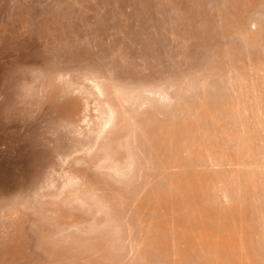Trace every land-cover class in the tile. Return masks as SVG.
Segmentation results:
<instances>
[{
    "label": "bare ground",
    "instance_id": "obj_1",
    "mask_svg": "<svg viewBox=\"0 0 264 264\" xmlns=\"http://www.w3.org/2000/svg\"><path fill=\"white\" fill-rule=\"evenodd\" d=\"M6 1L8 2V0H6ZM10 1H12V0H10ZM58 1L55 0L54 3L58 2ZM67 1L68 0H66V2ZM73 1H75V0H73ZM76 1L79 3V0H76ZM82 1H80V2H82ZM104 1H103V3L105 4ZM111 1H113V0H111ZM119 1H121V0H119ZM123 1L121 4H125ZM127 1H125V2L127 3ZM129 1H128V5H129ZM135 1H133V2L135 3ZM147 1L148 0H146L145 2H147ZM158 1L160 2V3H158V6H160V4H163L164 2H166L164 0H163L164 2H162L161 0H158ZM158 1H153V2L157 3ZM192 1L193 0H190L188 2L191 3ZM204 1H203V3H204ZM206 1L208 3L209 2L211 3V1L214 2V0H211V1L206 0ZM7 2H5V3H7ZM40 2H42V0ZM85 2H88V0L87 1L84 0V2H82L84 4H82V5L88 4ZM90 2H91V0L89 1V4H90ZM92 2H95V1L92 0ZM137 2H139V1L137 0L136 4H137ZM140 2L138 3L139 5H140ZM150 2H152V0ZM153 2H152V5H154ZM167 2L172 3V1H170V0H167ZM175 2H176V0H175ZM216 2H217V4L219 3V6L216 4L217 8L212 7V8H216V9L214 11L211 10L213 12V13H210L211 16H209L211 19L208 18L210 21H212V22L208 21V22H210V26H207L206 24H208V23L205 24V22H202V20H201V24L206 25L205 29H204V26H203V28H201L202 25L200 24L199 20L202 19L206 15L200 14L199 16H197L200 19L198 20L196 18L198 20V24L195 27H198L199 29H204V31H206V34H208L206 36V34L203 33L204 31L201 30L200 31L201 33H200L197 29L199 34L204 35V37L203 36L201 37V35L198 34L199 38L200 37L201 38H205V37L216 38V40H214V41L216 42L219 39V41H217V43H219V44H220L221 40L225 38V39H227V40H225L227 43L228 42L230 43L233 40V42H231L232 44L230 43L232 46L230 44L227 45L226 42L224 43V41H222L223 44H225V46L223 44H221V47H222V45L224 47H222V48L220 47L221 49L218 48L217 51H215V49H214L215 52L213 51L212 54H210L211 53L210 51H212L213 49L210 50V48H209V51L207 50L208 51L207 52L208 58H205L207 56H204V55H203L204 56L203 58L200 57V58L206 60V61L204 60V63L202 64L204 66L200 65V70L197 69L196 67H195L196 69H194L193 66H195V65H193V66L191 65L194 70L190 74L194 73L196 75L188 76L189 73H188V69L186 68L187 69V75L184 73L186 75L185 76L183 73H181L183 71V68H182V70H180L179 73H181L184 76V78L182 80H181L182 76L180 74L176 73V71H178L179 67L177 68V70L174 71L176 73V76L174 73V78H173V71L170 70L172 68H169V70L171 72H169V71H167V72H169L170 74L169 73L168 74L172 75V76L169 78L170 82L167 81L168 82L167 84H171V83L172 84L168 85V86L165 83L166 82L165 80H167V78L169 77V76L167 77V74H166L167 78L164 77L165 80H162L163 77L159 76L158 74L157 75L160 78L157 77L158 79H156V77H155L156 74L154 75V73L157 69H153V67L152 68L150 67V70H149V68L148 69L146 68L149 66L148 65L149 61H152L153 59L152 60L149 59V61H147L148 60L147 59L145 61V62H148V64L146 63L147 66L144 63L143 59L140 58L141 60L140 59L136 60V61H138V60L143 61L144 64L142 62L141 63L146 66V67L143 66V68H142L143 70H144V68H145V70L147 69L146 71L154 70V72H152L153 74L151 72H145V70H144L145 73H142L143 78H140L141 76H139L141 71L138 72L139 74L137 73L140 80H138L139 78L135 80V78H137V77L136 76L132 77L131 73H130L129 77H130V79H131V77L134 79H132V80L125 79V78H128V76L125 78H123L124 77L123 76L121 78L123 73L121 74L120 71H122V70H120L119 72L117 71L118 73L115 72L118 68L120 69L119 64L121 65V63L119 62L117 69L115 71H114V69L116 67H114L113 70L111 67H113L112 64L117 63L116 62V59L118 58L117 54H119V58H120L119 60L124 61V63H127L126 62L127 60L132 59L130 57L131 55L129 56L130 52L126 53V51H127L126 49H125V52L124 51L122 52L123 49L121 50L119 48L118 51L119 50H121V51H119V53L116 51L117 54H116V52H113L116 57H114V54L110 50V52L113 54V57L116 59L113 60L112 59L113 57L111 58L112 64L111 65L109 64L111 67L110 66H109V68L106 67L107 69L104 68L105 69L104 72L100 71L103 73L98 72V74H97V72H95V73H94V71L92 72V68H95L96 64H97L96 65L97 68L99 67L98 63L102 59L101 57H100L101 59L98 60V63H96L94 65V67L91 66L92 68L90 67V64H93L94 61H93V63L88 62L89 63L88 68H90L91 72H92V74L91 73L89 74V75H91V77L88 75L89 76L88 79L90 78L92 81L89 79V83H88V80L85 79L87 84H85V82L83 80L82 81V82H84L83 85H81L82 83L79 84L78 80L80 78L77 80V78H76L77 75L75 76V79L77 80L78 84L73 79L68 78L69 73L67 71H66L68 73V74L66 73L67 75L64 74L63 72H61L63 70L59 71L58 69L60 67L59 68L57 67V72H51V70H49V69H51L52 67L50 68L49 65H47L48 63L47 64L44 63L43 64L44 66L41 64L42 65L41 66L40 64L39 65L36 64L38 62H35V63H33L34 66H32V65H28V64H31L30 62L26 63V61H25V63L27 64L26 68H28V70L32 69L33 72L36 70L37 71L40 70V72L42 74L41 75L42 78H41V77L37 76L40 74V72H37L38 73V74L36 73L37 75L31 72L33 76L36 75L37 77H39L41 79V80H39L37 77L33 78L30 75L31 77H29V78H31V79L33 78L32 80H30L31 84H34L33 83L34 79L42 81V82L39 85V82L36 81V83H35L36 86L31 87V85H28V83H27V76L26 75H25L26 78H24V80L19 79V78H21L19 76H18V79L23 82L22 86L25 88H28L31 90V88L36 89L38 87L37 92H36V90L35 91L33 90L37 94V96H36L37 98H35V96L34 97L32 96V98L33 99L35 98L39 101L33 100L35 102L31 101L32 102L31 104L39 102L38 105L43 107V105L45 106L44 103L47 101L46 103H48V104H46V106L49 105L48 108L51 111L46 106H45L46 107L45 109L42 107H38L39 110L36 107L37 106L36 104L33 107L35 109L37 108L38 113H39V111H41L43 109L46 112H48V110H49L48 115L52 111L54 114L56 113L55 115L58 117L57 119H59L62 122V125L65 126L67 129H68V127L71 129V130L69 129L68 131H72V133H76V137L74 136L75 138H78V139L81 138V137H77L78 135H81V136H83V138L84 137L86 138L84 140H86L85 144H87V145L83 146L82 143H84V142H81L82 139L80 140L81 144L78 143V145H80V147L77 146V148H76L77 144L74 145V147L77 149V152H78V149L81 147H82L81 148L82 151H81V149H79L81 151L78 153L80 157H76V158H74L75 153L73 152L74 154H72V159L74 158V161H72V162L70 161L71 165H69L71 167V169H70V167L67 168L68 166L65 167V165L68 162V160L66 158L71 156L70 155L71 152L73 150H76V149H74L73 147H72L73 149H71V147H70V154H68V157H66V158L64 157L63 154H60L58 156L59 158L55 156L57 158L56 161L59 160V162L57 161L56 163H58L62 166V167H60L61 171H60L59 175L57 173V175H58L57 178H56V176L53 177L54 176L53 174H55L53 169L49 170V173L47 175H45V173L43 172L45 177L43 178L42 182L40 181L41 183L39 184V187H37L36 189H35L34 185L37 184V182L34 183V181L38 180V179L36 180L37 174H38V172H36V171H38V170L33 169L34 170V171L32 170L33 172L30 170L27 172L28 173L27 176L29 177L28 179L30 180L31 184H30L29 180H28L29 183H26L24 181H22V183H21V181L19 180L20 177L18 178V177H16L17 175L15 176V174H14L16 172L18 173V171L15 170L14 167H16V164H15V161H13L14 166H13V164L11 166H13V169L15 170V172L14 173L12 172L13 174H11V173H8V172H10L8 170L7 174H10L9 176L6 175L8 178L4 175L5 176L4 177L5 180H3L4 182L2 180H0V264H12V262H15V264H16V258H17L18 252L25 251L24 249H22V248H24L23 245H25V243H27V241H28L27 239H26L27 240L26 242L24 241V238L27 236V234H25V233H29V232L26 230L24 223L26 221H29L31 219V217L34 216L33 214L35 212L37 213L38 210L37 211L34 210L36 208L35 207L33 208V206H32L33 201H37V200L44 203L42 205V208L40 209L41 214L39 213V211H38V213H39V215H41V218L44 219L45 225H48V223H49L51 230L49 231V229L47 228L48 230L46 229V231H45V228L43 230L41 227V229H39V231L36 230V232L39 233V235L41 234L40 237L42 239H43V237L45 239L47 238L48 242H49V238L59 237L60 241H62L64 245L61 242H59V239H58V242H54L52 245V243H50V242H49L50 244H48V242H45L47 240L43 239V240H45V241H43L40 238L39 240H42L43 243L45 242L44 244L43 243L42 244L45 246V244L47 243L49 246L52 245L51 246V248H52V247H56L55 245L57 243L58 247L61 244L62 245L60 247H62V246L66 245L65 241H68L67 245L72 244V246L68 247V251L71 252L72 249H73L72 251H74L76 249L72 254L69 255V256H71L70 257L71 260H70V259H68L69 256L67 258H64L69 254L68 251H67L68 254L65 253V251L67 250V249H65V247H62L65 251H63L60 247H59L60 249L58 248L59 250H61L60 252L63 251L62 252L63 257H62L61 256L62 253L60 255V253H58L59 252L58 250H57L58 252L55 250L57 252L56 253L57 255L54 253V249H56V248H54V249L52 248L53 249V251H52L49 246L47 248V246L43 247V245H42L41 251L43 248H44L43 249L44 252H45V248L50 249V252L48 251L49 252L48 255L50 254L49 259L50 258L53 259V261L50 259L51 264H264V0H219V2L216 0ZM21 3H22V1H21ZM33 3H35V2H33ZM45 3H42V4H45ZM130 3H131V1H130ZM194 3L195 2L193 1L191 3V5L192 4L198 5V4H194ZM196 3H197V1H196ZM200 3H202V2H199V4ZM12 4H13V2H12ZM79 4H81V3H79ZM92 4L94 6V3H92ZM92 4L89 6L91 7ZM111 4H113V3H111ZM141 4H142V2H141ZM174 4L172 7H171L172 4L170 5V3L166 4V6L170 5L169 9L171 7V10H172V11L170 10V12L174 14V15H172V14L171 15L173 16V18H175V21L177 20V22H175L173 19H170V20H173V24L178 23L180 27L177 24L176 26L179 27V32L177 31L178 34L175 31L171 30L172 33L170 32V34H171L170 36L173 39V41L178 40V41H174V42H176V44L179 43L178 44L179 47H177L178 45H176L174 43L175 44L174 46H176L175 48H178L176 61H183L185 63V65L187 66V63H189V61H192L191 60L192 58H190L191 57L190 55L193 56L192 53H194V52L196 53V51L194 50V51H192L191 54H189L191 51L190 50V48H191L190 46L192 45L191 43H193L194 41H198L199 39L194 40L195 36L193 35V32H191L193 36L190 33V35H191L190 37L188 35H186V34H188L187 32L184 33L185 31H183V29H184L183 26L185 27V24H186V26H188L187 23L189 24V26L192 25V24H190L192 18H191V20H189L190 18L188 16V12L187 13H185L184 11L182 12L183 9L179 6H176L177 3L175 5ZM7 5L8 6L11 5V3L10 4L7 3ZM100 5H99V7H100ZM115 5H116V3H115ZM131 5H132V3H131ZM152 5H150V6H152ZM201 5L202 4H200V6ZM204 5L206 7L205 3H204ZM48 6H50V5H48ZM62 6H64V5H62ZM78 6H80V5H77V7ZM96 6H94V7H96ZM117 6H120V5L117 3ZM134 6H136V5H134ZM134 6H133L134 12H133V14L131 13L132 14L131 18L133 17L134 13L136 14V12L134 10V8H135ZM140 6L142 7V5H140ZM156 6H157V4H156ZM4 7H6V6H4ZM20 7L21 6H19V8ZM128 7H127V9H129V10L127 11V9H126L127 12H129L130 8H131V7H129V8ZM139 7L137 5V9H139ZM144 7H147V5ZM161 7H162V5L160 6V8ZM16 8H18V7L16 6ZM80 8H82V9L84 8V11H85V9H87L86 6L85 7L84 6L79 7V10H80ZM97 8H98V6H97ZM101 8H103V7H101ZM104 8H105V6H104ZM109 8H111V7H109ZM158 8L159 7H157V9ZM160 8H159V11L162 10V9L160 10ZM164 8L163 9L166 10L165 5H164ZM183 8L185 9V7H183ZM239 8H241V9H239ZM0 9H2V8H0ZM20 9H18V10H20ZM144 9H142V10H144ZM157 9H155V11ZM18 10H16V11H18ZM98 10H99V8H98ZM111 10H114V9L112 8ZM116 10H118V9H116ZM140 10H141V8H140ZM142 10L140 12H142ZM145 10H144V12H145V14H147L146 12H148L149 9L148 10L145 9ZM186 10H187V8H186ZM201 10H202V7H201ZM208 10H206V11H208ZM0 11H2V10H0ZM47 11H48V9H47ZM73 11H75V10H73ZM139 11H137V14ZM188 11H190V10H188ZM11 12H12V8H11ZM92 12H93V10H92ZM167 12H169V11L167 10ZM167 12H164V13H167ZM2 13H4V12H2ZM12 13H14V12H12ZM40 13H42V12L40 11ZM57 13H58V11H57ZM82 13H83V11H82ZM87 13H89V12H87ZM119 13H120V11H119ZM124 13H126V12H124ZM150 13H152V12L150 11ZM156 13H159L158 10H157V12H155V14ZM190 13H191V11H190ZM28 14L29 13H27V15ZM32 14L33 13H30V15H32ZM65 14H68V13H65ZM161 14H162V12H161ZM30 15H28V16H30ZM149 15H151V14H149ZM157 15L155 18L157 22L156 21L155 22L158 25V22H161L162 18H161V20L159 18L158 20H160V21H158ZM162 15H164V14H162ZM18 16H16V17H18ZM90 16H92V13ZM172 16L170 18H172ZM200 16H202V18ZM20 17H21V15H20ZM80 17H79V19H80ZM106 17H107V15H106ZM112 17L113 16H111V18ZM139 17L140 16H138V18ZM153 17H155V15ZM159 17H161V16H159ZM48 18L49 17H47L46 20ZM89 18H91V17H89ZM97 18L99 21V16ZM141 18H143V17H141ZM148 18H152V17H148ZM24 19H25V17H24ZM54 19L55 18H53L52 21ZM133 19L134 18H132V20ZM193 19H194V16H193ZM196 19L194 20V22L196 21ZM68 20H65V21H68ZM89 20H91V19H89ZM89 20H88V22H89ZM95 20H97V19H95ZM139 20H141V19H139ZM187 20H189L190 22L189 21L187 22ZM49 21H51V20H49ZM151 21H153V19H151ZM178 21H180V23ZM60 22H61V20H60ZM113 22H116V21H113ZM129 22H130V20H129ZM142 22L143 21L141 20L140 24ZM153 22H151V24ZM166 22H168V21H166ZM40 23H42V22H40ZM44 23H46V22L44 21ZM54 23H53V25H54ZM84 23H85V21H84ZM122 23H124V22H122ZM131 23H133V21ZM135 23H137V26H138L139 22L135 21ZM148 23L149 22H147V24ZM161 23H163V21ZM195 23H197V22H195ZM195 23H194V25H195ZM211 23H213L215 25V27L217 26L215 28V29H217V31L213 29ZM151 24H149V25H151ZM129 25L131 26V24H129ZM143 25H140V26H143ZM29 26H31V25H29ZM56 26H57V23H56ZM61 26H63V25H61ZM91 26H92V24H91ZM94 26H95V23H94ZM109 26H108V28H109ZM119 26L120 25H118V27ZM155 26H156V24H155ZM171 26H172V24H171ZM40 27L41 26H39V28ZM52 27H55V26H52ZM112 27H114V26H112ZM161 27H162V29H165V28H163L164 27L163 25ZM169 27H170V25H169ZM174 27H175V25H174ZM123 28H124V26H123ZM150 28L155 29L154 26H153V28L152 27H150ZM207 28L209 30H210V28H212L214 31H216L215 34L214 35L211 34V33H214V31L208 33V31L206 30ZM19 29H21V28H19ZM28 29H30V28H28ZM58 29H57V31H58ZM118 29H119V31H121L120 28H118ZM127 29H130V28H127ZM168 29L170 30V28H168ZM168 29H167V31H169ZM186 29H189V28H185V30ZM22 30L24 31V29H22ZM40 30H41V28H40ZM42 30H44V29H42ZM160 30H161V28H160ZM19 31H21V30H19ZM32 31H34V30H32ZM36 31H39V30H36ZM95 31H96V29H95ZM106 31H108V30H106ZM125 31L128 32V30L125 29L123 31V33ZM143 31H144V29H143ZM145 31L149 32V27ZM156 31H157V29H156ZM164 31H166V30H164ZM164 31L162 30V32H164ZM190 31H192V30H190ZM66 32H67V30H66ZM137 32H139V30ZM140 32H141V30H140ZM155 32H151V33H153V35H155ZM195 32H196V30H195ZM131 33H129V34H131ZM143 33L141 32V34H143ZM158 33L156 34V36L158 35ZM13 34H14V32H13ZM37 34H39V33H37ZM48 34L49 33H47V35ZM76 34L77 33H75L74 35H76ZM100 34H102V33H100ZM109 34H111V33H109ZM119 34H121V32ZM137 34H139V33H137ZM149 34H150V32H149ZM165 34H166V32H165ZM209 34H211V36ZM216 34H218L220 37H222L221 40H220V38L216 37L217 36ZM44 35H46V34H44ZM74 35H72V36L68 35V36L73 37ZM83 35H85V34H83ZM16 36H18L17 33H16ZM28 36L30 37L29 34H27V37ZM65 36H66V34H65ZM124 36H126V34ZM165 36H167V35H165ZM12 37H13V35H12ZM46 37H44V38H46ZM48 37L46 38L47 41H48ZM89 37H90V35H89ZM92 37L94 38L93 35H92ZM107 37H108V35H107ZM1 38L3 40V37H1ZM24 38H25V36H24ZM44 38L42 37V39H44ZM111 38L112 37H110V39ZM208 38H207V40H208ZM20 39H22V38H20ZM32 39L35 40L36 38L33 37ZM42 39H41V41H42ZM58 39H59V37H58ZM125 39H127V37ZM128 39H130V38H128ZM147 39H149V38H147ZM147 39H146V41H148ZM16 40H18V39H16ZM87 40H89V39H87ZM105 40L106 39H104V41ZM119 40H121V39H119ZM150 40H151V38L149 39V41ZM153 40H155V39H153ZM160 40H162V39H160ZM204 40L206 43L207 42L206 39H204ZM204 40H203V43H204ZM211 40H209V42H211ZM13 41H14V39H13ZM74 41H76V40H74ZM143 41H144V39H143ZM156 41H157V39H156ZM67 42L69 45L70 42L68 40H67ZM89 42H90V40H89ZM89 42H87V43H89ZM108 42H109V40H108ZM215 42H213V43L207 42L206 44L207 45L208 44L213 45V44H215ZM100 43H101V41H100ZM113 43H112V48H113ZM156 43L157 42H155V44ZM161 43H162V41H161ZM161 43H159V44H161ZM197 43H199V42H197ZM217 43H216V45H217ZM233 43H237V44L241 45L242 46V47L240 46L241 49L239 48V45L235 44V45H237V46H235ZM0 44L2 46L3 43H0ZM31 44H29V46H31ZM51 44H52V42H51ZM56 44H57V42H56ZM72 44L73 43H71V47H72ZM107 44L109 45V43H107ZM134 44H136V43H134ZM168 44H169V42H168ZM25 45H26V43H25ZM59 45H60V42H59ZM104 45H105V42H104ZM158 45H157V47L159 49L160 47ZM164 45H165V43H164ZM195 45H197V44L195 43ZM13 46H14V44H13ZM18 46L21 47L24 45L19 44ZM92 46H93V44H92ZM147 46H146V48H147ZM17 47H15V50L20 48V47H18V48ZM87 47H88V45H87ZM121 47H123V46H121ZM125 47H127V46H125ZM129 47H132V46H129ZM134 47H135V45H134ZM164 47L166 48V45ZM0 48H4V46L0 47ZM75 48H76V46H75ZM99 48H101V47H99ZM156 48H154V49H156ZM171 48H169L168 50L171 51ZM175 48H173V50ZM195 48H197V47L195 46ZM223 48H225V49H223ZM237 48L241 51H239ZM25 49H23V50H25ZM62 49H64V48H62ZM79 49H81V48L79 47ZM137 49H139V48H137ZM152 49L153 48L151 47V49H149L147 51H151ZM18 50H22V49L20 48ZM87 50H89V49H87ZM91 50H92V48H91ZM105 50H106V48H105ZM166 50H164V51H166ZM0 51H1V49H0ZM71 51H72V49H71ZM93 51H95V50H93ZM112 51H115V49L114 50L112 49ZM134 51H136V50H134ZM153 51L154 50H152V53L154 55L157 54V56H158L159 52L154 53ZM156 51H159V50H156ZM160 51H162V50H160ZM61 52H62V50H61ZM76 52H77V50H76ZM78 52H77V55H80ZM85 52H87V51H85ZM107 52H109V51H107ZM173 52L174 51H172V53ZM70 53H72V52H70ZM83 53H84V51L81 54L83 55ZM138 53H140V52H138ZM152 53H151V55H152ZM172 53L170 52V54H172ZM201 53L202 52H200V54ZM2 54H3V52H2ZM46 54H47V52H46ZM203 54H204V52H203ZM31 55H33V54H31ZM42 55H43V53H42ZM42 55H41V57H42ZM51 55H53V54H51ZM61 55H62V53H61ZM82 55L78 56V58L84 57ZM134 55H135V53H134ZM197 55H199V53ZM28 56H27V58H28ZM128 56L131 59H129ZM139 56H141V55H139ZM165 56H167V55L165 54ZM0 57H1V55H0ZM17 57H19V56H17ZM33 57L36 58L35 56H33ZM56 57H54V58H56ZM89 57L90 56L88 55L87 58H89ZM92 57L95 60L98 59V58H95L94 56H92ZM92 57H91V59H92ZM145 57H147V56H145ZM172 57H174V55ZM34 58L32 60H34ZM85 58H86V54H85V57L82 58V60L83 59L85 60ZM161 58H163V57H161ZM15 59H16V56H15ZM58 59H59V57H58ZM94 59H92V60H94ZM159 59H160V57H159ZM164 60L166 61V59H164ZM198 60H199V58H198ZM16 61H17L16 63L18 64L19 63L18 60H16ZM28 61H30V60H28ZM73 61H72V64H73ZM88 61H90V60H88ZM104 61L102 62V64L104 63ZM134 61H135V58H134ZM139 61H138V63H139ZM155 61L158 62L159 61L158 58ZM193 61H194V58H193ZM65 62L63 61L61 66L63 64H65L64 66L68 65L67 68H69V63L67 64ZM77 62H79V61H77ZM80 62H79V64H87V62L86 63H83V62L80 63ZM106 62H108V61L106 60ZM113 62H116V63H113ZM128 62L130 63V61H128ZM152 62H150V63H152ZM41 63H43V62H41ZM51 63L55 64V61L54 62L51 61ZM57 63H58V60H57ZM134 63H136V62H134ZM23 64H24V62H23ZM23 64L20 63V65H22V67H24ZM153 64H155V63H153ZM162 64L166 65L168 68L167 63L166 64L162 63ZM173 64L176 67L175 63H173ZM176 64H178V63L176 62ZM53 65H50V66H53ZM122 65H123V62H122ZM189 65H190V63L188 64L187 67L191 68ZM58 66H60V65H58ZM72 66H75V65H72ZM126 66H128V65H126ZM150 66H152V65L150 64ZM178 66H179V64H178ZM3 67L4 66H2L1 68L3 69ZM14 67H15V65H14ZM136 67H138V69H139V67H140L139 64ZM141 67H142V65H141ZM170 67H172V66L170 65ZM16 68L19 69V66ZM85 68L87 69L86 66H85ZM126 69H128V68L123 69L124 72H127V73H124V75L125 74L129 75V73H128L129 71L128 70L126 71ZM28 70H27V72H28ZM64 70H66V67L64 68ZM67 70H70V68ZM74 70H75V68H74ZM79 70H81V68ZM79 70H77V71H79ZM191 70H189V71H191ZM195 70L196 71L199 70L200 74L195 72ZM83 71H85V69H83ZM83 71H80V72L83 73ZM95 71H97V70H95ZM162 71H165V69ZM21 72H24V71H21ZM158 72L159 71H157V73ZM183 72H185V71H183ZM10 73H9V75H12V76H13V74H17L16 71H15V73L13 72V74L12 73L10 74ZM24 73H22V77H23ZM150 73L152 74V77H150L151 76ZM159 73H161V72H159ZM3 74H1V75H3ZM26 74L28 75L30 73H26ZM118 74H121V76ZM144 74L145 75L149 74L150 76L148 75L146 78V77H144L145 76ZM4 75H3L4 78H7V80L5 79L6 80L5 81L4 79H0V145L2 144V139L5 140L6 139L5 135H7V134H4V136H3L2 132L5 130L7 131V129L12 127L11 130L9 129L11 136H12L11 131L15 128L13 126V124L10 126V124L12 122L10 123L9 118H8L9 120H7L9 122L6 123L7 121H5L6 117L3 114V111H5V109H7L6 104H9V103L12 104V101H13L12 100V94H11L12 92L8 93L7 87L10 88V86L12 85L11 86L12 88H10V90L12 91V89H13L14 92L17 91L16 81L18 80L17 76L15 75L16 78L15 79L13 78L11 80H16L15 81L16 87L13 88L14 83L11 84L13 82L11 80H10L11 85L6 87L5 82L9 81L8 80L9 75H7L8 77L6 76V74H4ZM71 75L69 74V76H71ZM3 76L1 78H3ZM15 76H13V77H15ZM153 77H155V78H153ZM175 77L176 78L178 77V79H176ZM144 78H146V79H144ZM148 78H150V79H148ZM171 78H173L174 81ZM179 78H180V81H179ZM133 80H135V81H133ZM9 82H8V84H9ZM20 82H18L17 85H19ZM37 82H38V86H37ZM4 86L7 89H4ZM22 89L23 88H21V90ZM18 90H20V89L18 88ZM24 91L27 92V89L26 90L23 89V91L21 93H23ZM16 93L18 94V92H16ZM17 94H14V95L18 96V99H19L20 96ZM19 94H20V92H19ZM26 94L24 93L22 95H24V97H25ZM14 95H13V97H14ZM28 95H32V94L28 93ZM21 97H20V100H18V101H20V103L22 102ZM26 97H29V96L26 95ZM32 98H31V100H32ZM23 99H25V98L22 97V100ZM90 100L93 103H91ZM28 101L29 100H27V102ZM14 102L16 103L17 100ZM14 102H13V105L15 104ZM20 103L18 105H20ZM28 103H30V101ZM10 104H9V107H10ZM89 104H91V106L93 104V109H94V105H95L94 111L97 110L98 112H96V113H98V114L97 115L93 114V116L96 115L95 117H92L91 116L92 114L90 115L91 117L89 116V118H92V119H90L88 122H90L92 120L90 122V123H92V127L85 128L83 124L85 122L88 123L87 119H89V118L87 117V115H89V114L86 113L87 112L86 110L90 109L91 106ZM16 105H17V103L14 105L16 107V109H14L15 108L14 106L13 107L11 106V108H13V109H11V111L14 110L16 112V110L18 108H20V106L17 108ZM21 108L23 110L27 107H25V108L21 107ZM34 108L32 110H34ZM8 110L10 111V109H8ZM90 111H91V109H90ZM13 113L11 114L12 117L15 116V115H13ZM16 113L18 114V112H16ZM31 113H33V115H35V112L32 111ZM54 114L51 113L49 116H51V115L53 116ZM31 115L32 114H30V116ZM39 115H41V113H39ZM39 115H38V117H39ZM43 115H42V117H43ZM30 116L27 119H29L31 121V118H33V117L30 118ZM56 116H53V117H56ZM15 117H17V115ZM47 118H46V120H47ZM13 119H15V118L13 117ZM27 119H26V121H27ZM33 119H32V121H33ZM49 119H50V117H49ZM49 119H48V122L50 121ZM51 119H53V118H51ZM51 121H55V120H51ZM13 123H14V120H13ZM15 123H17V122H15ZM40 123H41V121H40ZM28 124L26 126H29V129H30V126H31L30 122ZM33 124H34V122H33ZM59 125H60V123H59ZM22 127L24 129L23 125H22ZM22 127H20V129H19L20 132H21ZM31 127H34V126L32 125ZM50 127H52V126H50ZM18 128H19V126H18ZM41 128H39V130ZM52 128H54V127H52ZM55 128H57V126ZM60 128H63V127L60 125ZM63 129H65V128H63ZM32 131H35V130H32ZM37 131L38 130H36L35 132H37ZM44 131H46V130H44ZM68 131H66V132H68ZM15 132H16V130L13 133H15ZM62 132L64 133V130ZM29 133H31V132L29 131ZM29 133L25 136H28ZM21 134H22V132H21ZM47 135H48V133H47ZM54 135H56L55 131H54ZM72 135H74V134H72ZM72 135H70V136H72ZM8 136L10 137V135H8ZM86 136H88L89 138H87ZM3 137H5V139ZM15 137L17 138L16 135H15ZM32 137L34 138V135ZM32 137H28V141H29V138H31L33 140ZM36 137H38V136H35V138H34L35 140H36ZM60 137H62V136H60ZM75 138H74V140L77 142L78 139H75ZM12 139H14V138H12ZM51 139H53V137ZM51 139H49V140H51ZM60 139L62 140V138H60ZM42 140H44L43 137H42ZM53 140L55 141V139H53ZM74 140H72V143ZM23 141H25V140L22 139V143H23ZM67 141H68V139H66L65 142H67ZM87 141H88V143H87ZM4 142L7 143V141H4ZM33 142L35 144L34 140H33ZM37 142H39V141H37ZM70 142L71 141L69 140L68 143L70 144ZM9 143L10 144L7 146H10V152L13 154V157H15L14 153L16 152L15 149L17 147L15 149H14V147L18 145V142L16 145L12 144L14 142H12V143L9 142ZM72 143H71V145H72ZM4 144H2V147H1L3 149L5 147V146L3 147ZM24 144H25V142H24ZM30 144H31V140L29 142V145ZM41 145H42V143H41ZM41 145H40V147H41ZM57 145H58V143H57ZM64 145H67V143H65ZM20 146H22V145H20ZM52 146H50L48 148L51 149ZM31 147L33 149H35L34 148L35 146L34 147L31 146ZM37 148H39V147H37ZM56 148L57 147H55L54 149L56 150ZM66 148H67V146H66ZM6 149L7 148H5L4 150H6ZM67 149H69V147ZM67 149H66V151H67ZM31 150L30 151L27 150V151H29L28 156H33V155H29V154H31L32 151H35V150H32V151ZM6 152H9V151H6ZM1 153H2V151L0 152V156H1ZM36 153L42 154L43 152H39V153L35 152V154ZM46 153H48V152L46 151ZM67 153H69V151ZM81 153H82V155H81ZM10 155H8V157H5V158L9 159ZM44 155H46V154H44ZM38 156H40V155H38ZM17 158H16V160H17ZM3 159H4V157H3ZM14 160H15V158H14ZM28 160H26V161L30 162ZM49 160L47 159V161H49ZM6 161H8V160H6ZM4 162H5V160H4ZM21 162H23V160ZM33 162H32V164H33ZM74 162H75V164H74L75 166L72 164ZM8 163H12V162H10V160H9ZM34 164L37 165L36 161L34 162ZM42 164H45V163H42ZM17 165H19V164H17ZM36 165H34V168L37 167ZM72 165L75 167V169L72 168L73 167ZM83 165H84V167H83ZM49 166H51V164ZM52 166H51V168L54 167V166L53 167ZM45 167H47V166H45ZM0 168H1V164H0ZM55 168L56 167H54V169ZM57 168H59V167H57ZM19 169L20 168H18V170ZM25 169H28V168H25ZM40 169H39V171H40ZM56 169H55V171H56ZM4 170H2V171H4ZM43 170H45V169H43ZM2 171H1V173L3 175ZM6 171L7 170H5L4 172H6ZM40 172H42V171H40ZM22 176L25 177L24 175H22ZM39 177H40V175H39ZM36 186H38V185H36ZM26 187H28V188L26 189ZM31 188L34 190L35 195L33 193L32 194L34 195L35 200H33V198H32L33 195L31 197L29 196L31 194L25 195V192L28 193L29 191H31L30 190ZM47 189L48 190L50 189L51 191L53 189L54 192L53 191L49 192L50 190L47 191ZM41 202L38 203V206L39 205L41 206V204H42ZM34 204H36V203L34 202ZM29 209L33 210L32 212L29 211V212H31V214L34 211L35 212L32 214V216L30 217L29 220H25L26 219L25 216H27V214H29V212L27 211ZM25 211L27 212V214L24 213ZM23 213H24V215H22ZM77 215H78V217H77ZM23 216L25 219L23 218ZM35 221H37V220H35ZM39 221L40 220H38L37 222H39ZM32 222H33V220H32ZM34 222H33V224H30V225L31 226L35 225ZM30 225H28V226H30ZM30 227H29V229H31V228L33 229V227H31V228ZM24 228H25V230H24ZM34 229H37V227ZM31 232H33V231H31ZM31 232H30V234H31ZM34 233L35 232H33V235L31 234V236H34ZM30 234H28V235H30ZM39 235L35 236V238L36 237L38 238ZM64 235H65V237H64ZM31 236H30V240L32 238ZM76 236H79V237H76ZM35 238L33 237L32 240ZM37 238L35 239L36 242L38 243V245L36 243V246L39 249V247L41 245L40 243L42 241L38 242ZM67 238H68V240H67ZM30 240H29V242H30ZM69 242H70V244H69ZM33 243H35V242H33ZM33 243H32V246H33ZM59 243H61V244H59ZM103 243H104V245H103ZM81 245H82V247H81ZM74 246H76L77 248L74 249ZM26 248L28 249L29 247H26ZM36 250L34 252L33 251H30V252H33L34 254L37 255V253H35ZM41 251H39V252H41ZM43 251H42V253H43ZM45 253H47V250ZM45 253H44V255H45ZM34 254L30 255V256H34ZM56 256L62 257V258H60L62 260H60L57 257V259L60 260L59 262H57L56 261L57 259H55ZM33 259L34 258H32V262H33ZM64 259H66V260L68 259L69 261L68 260L64 261ZM61 261H64V263Z\"/></svg>",
    "mask_w": 264,
    "mask_h": 264
},
{
    "label": "rangeland",
    "instance_id": "obj_2",
    "mask_svg": "<svg viewBox=\"0 0 264 264\" xmlns=\"http://www.w3.org/2000/svg\"><path fill=\"white\" fill-rule=\"evenodd\" d=\"M7 2L6 0H0V8H2V9H0V10H2V11H0V43H3L2 44V46H1V44H0V47H3L4 46V48H0L1 49V51L3 52V54H2V52L0 51V55H1V57H0V66L2 67V66H4L3 67V69L0 67V79H6L7 80V78H4V74H6V76L7 75H9V73L11 72L12 74H13V72L15 73V71H16V73L18 74H13V76H17V79H18V76L19 77H21V78H19V79H22V80H24V78H26L25 77V75L27 76V83H28V85H31V87H35L36 85H35V83H36V81H38L39 82V85H40V83L42 82V81H39V80H41L39 77H41L42 78V74H41V72H40V70H36V71H34L33 72V70L32 69H30V70H28V68H26V66H27V64L26 63H28V62H30L31 64H28V65H32V66H34L33 65V63H35V62H38V63H36L37 65H43L44 63H48L47 65H49V67L51 68V69H49V70H51V72H57V67L59 68L58 70L59 71H61V70H63V71H61V72H63L64 74H66L67 72L71 75V76H69V74H68V78H71V79H73L76 83H77V80H78V82H79V84H81V85H83L84 84V82H85V84H87V82L85 81V79H87L88 80V83H89V79H88V77L90 76L91 77V75H89L90 73L92 74V72L94 71V73L95 72H97V74H98V72H100V71H105V69H107L106 67H108L109 68V66L112 64L111 62V60L113 59H116V58H114V57H116L115 56V54L113 53V52H118L119 53V51H121L122 49V52L124 51L125 52V49L127 50L126 51V53H129V56L132 58H130L129 56H128V58L129 59H131V60H127L126 62L127 63H124V61H120L119 59V54H117V52H116V54H117V56H118V58L116 59V62H113V63H116V64H112V66L113 67H111L112 68V70H113V68L114 67H116L115 69H114V71L117 69V66H118V64H119V62L121 63V65L119 64V67H120V69L118 68L115 72L116 73H118L120 70H122V71H120V73L122 74V76H121V74H118V75H120L121 76V78L123 77V78H125V77H127L128 76V78H125V79H130V73H131V76L133 77V76H136L137 78H135V80L136 79H138L139 78V76H141L140 78H143L142 76H143V74L142 73H145V72H154V70H152V71H146L148 68H149V70H150V67L152 68L153 67V69H157L156 71H155V73H154V75L156 74V79H158L157 77H159V76H161V77H163V79L162 80H165L164 79V77H166V74H167V80H165L166 82V85L168 86V85H171V84H167L168 82L167 81H169L170 82V77L172 76V75H169L170 73L169 72H171V71H173V78H174V71L175 70H177V68H178V71H176V73L177 74H180L182 77H181V80L184 78V76L181 74V73H185L186 75H187V69H188V73H189V75L188 76H191V75H196V74H190L194 69H199L200 70V65L201 66H204V65H202L203 63H204V60L205 59H202L204 56H207L208 55V51H209V48H210V50L211 49H213L212 51H210L209 53L210 54H212V52L214 51V49H215V51H217V49L219 48V49H221L222 47H224L225 46V44H223V42L222 41H224V43L226 42L225 40H227V39H222L221 40V38L222 37H220L218 34H216L215 36L216 37H218V38H220V40H221V42H220V44L219 43H217V41H219V39L215 42L214 40H216V38H212V37H210L211 36V34L212 35H214L215 34V32L217 31V29H215L216 27H215V25L213 24V23H211L212 24V27H213V29L214 30H216V31H214L212 28H210V30L207 28L206 30L208 31V33H210V32H212V31H214V33H211V34H209L210 36V38H208V37H205V38H201L202 36L204 37V35L203 34H199L198 33V31L200 32L201 30L202 31H204V29L206 28L205 26L207 25V26H210V22H212V21H210L209 19H211L209 16H211V14L210 13H213L212 11H214L216 8H217V5L219 6V3L217 4V2H216V0H214V2L213 1H211V0H208V1H211V3L209 2H207L206 0L204 1V0H193L195 3L194 4H198V5H191V3L193 2H191V3H189L188 1H190V0H176V2H175V0L173 1V0H170V1H172V3L171 2H169L170 3V5H171V7L173 6V4L175 3H177V5L176 6H179V7H181L183 10H182V12L184 11L185 13H187L188 12V16H189V20H191V18H192V20H191V23L190 24H192V25H190L189 26V24L187 23V25L188 26H186V24H185V27L183 26V31H185L184 33H188V34H186V35H188L189 37L192 35V33L191 32H193V35L195 36V39L194 40H197V39H199L198 41H194L197 45H195V43L193 42V43H191L192 45L190 46L191 48H190V53L189 54H191L192 53V51H196V53L194 54V53H192L193 54V56L192 55H190L191 57L190 58H192L191 60L192 61H189V63H190V67L191 68H189V67H187L188 66V64L189 63H187V66L185 65V63L183 62V61H176V56H177V52H178V48H175L176 46H174L175 44H176V42H174V41H178V40H174L173 41V39L171 38V34H170V32H171V30L172 31H175L176 33H177V31L179 32V24L178 23H176V24H173V20L175 21V18H173V16L172 15H174L173 13H171L170 12V10H171V7H170V9H169V6L170 5H167L166 6V4H169L168 2H167V0H164V1H166V2H164L163 0H161L162 2H164L163 4H160V6L162 5V7L160 8V6H158V3H160L158 0H152V2L153 1H158L157 3L156 2H153V4L156 6V4H157V6L155 7L154 5H152V2H150L149 0L147 1V2H145L146 0H138L139 2L141 1L142 2V4H141V2H140V5H142V7L138 4L139 2H137V4H136V1L135 0H130L131 1V3H132V5H131V3H130V1H129V5H128V1L127 0H121V1H119V0H113V1H109V0H93V1H95V2H92V0H91V2L92 3H94V6H96L97 4V6H98V8H99V10H98V8H97V6L96 7H94L93 6V4L90 2V4H89V1L90 0H88V2H85V3H88V4H85V5H82V4H84V3H82V2H84V0L82 1V0H79V3H81V4H79L76 0L75 1H73V0H68L67 2H66V0H56V1H58V2H56V3H54V1L55 0H42V2H40L41 0H12V1H10V0H8V4H10L11 3V5H7V3H5V2ZM10 1V2H9ZM20 1V2H19ZM21 1H22V3H21ZM24 1V2H23ZM72 3H71V2ZM80 1H82V2H80ZM85 1H87V0H85ZM97 1V2H96ZM103 1L105 2V4L103 3ZM122 1L125 3V4H121L122 3ZM125 1H127V3L125 2ZM133 1H135V3L133 2ZM184 1V2H183ZM196 1H197V3H196ZM202 2V3H200V4H202L201 6H200V4H199V2ZM203 1H204V3L206 4V7H205V5H204V3H203ZM218 2H219V0H217ZM12 2H13V4H12ZM26 2V3H25ZM33 2H35V3H33ZM47 4H46V3ZM50 2V3H49ZM77 2V3H76ZM107 2V3H106ZM113 3V4H111V3ZM150 4H149V3ZM174 2V3H173ZM182 2V3H181ZM207 2V3H206ZM21 3V4H20ZM42 3H45V4H42ZM49 3V4H48ZM53 3V4H52ZM65 3V4H64ZM74 3V4H73ZM115 3H116V5H115ZM117 3L120 5V6H117ZM182 5H181V4ZM213 3V4H212ZM15 4V5H14ZM18 4V5H17ZM20 4V5H19ZM28 4V5H27ZM34 4V5H33ZM92 4V8L89 6V5H91ZM96 4V5H95ZM101 4V5H100ZM107 4V5H106ZM136 5V6H134V5ZM145 4V5H144ZM174 4V5H175ZM180 4V5H179ZM210 6H209V5ZM215 4V5H214ZM217 4V5H216ZM2 5V6H1ZM30 5V6H29ZM40 5V6H39ZM48 5H50V6H48ZM62 5H64V6H62ZM75 5V6H74ZM77 5H80V6H78L77 7ZM99 5H100V7H99ZM109 5V6H108ZM122 5V6H121ZM137 5H138V7H139V9H137ZM147 5V7H144V6H146ZM150 5H152V6H150ZM164 5H165V7H166V10H164L165 8H164ZM184 5V6H183ZM204 5V6H203ZM208 5V6H207ZM213 5V6H212ZM4 6H6V7H4ZM14 6V7H13ZM16 6L18 7V8H16ZM19 6H21L20 8H19ZM26 6V7H25ZM28 6V7H27ZM35 6V7H34ZM62 6V7H61ZM82 6H86V8L87 9H85V11H84V8L82 9V8H80V10H79V7H82ZM104 6H105V8H104ZM113 6V7H112ZM116 6V7H115ZM129 6V7H131L130 8V11L129 12H127L129 9H127V7ZM133 6L135 7L134 8V10H135V12H136V14L134 13V15H133V17L132 18H136L135 20L133 19L132 20V18H131V16H132V14H133ZM185 7V9L183 8V7ZM200 8H198V7ZM23 7V8H22ZM41 7V8H40ZM44 7V8H43ZM52 7V8H51ZM69 7V8H68ZM94 7V8H93ZM101 7H103V8H101ZM109 7H111V8H109ZM115 7V8H114ZM125 7V8H124ZM128 7V8H129ZM152 7V8H151ZM157 7H159L160 8V10L161 11H159V8L157 9ZM178 7V8H179ZM201 7H202V10H201ZM212 7H216V8H212ZM11 8H12V12H14V13H12L11 12ZM26 8V9H25ZM30 8V9H29ZM32 8V9H31ZM35 8V9H34ZM43 8V9H42ZM46 8V9H45ZM74 8V9H73ZM107 8V9H106ZM114 9V10H111V9ZM121 8V9H120ZM140 8H141V10L142 9H149V11L148 12H146L147 14H145V12H144V10H142V12H140L141 10H140ZM164 8V9H163ZM186 8H187V10H186ZM205 10H204V9ZM4 9V10H3ZM14 9V10H13ZM18 9H20V10H18ZM39 9V10H38ZM47 9H48V11H47ZM75 10V11H73V10ZM77 9V10H76ZM110 9V10H109ZM116 9H118L119 11H120V13H119V11L118 10H116ZM126 9H127V11H126ZM137 9V10H136ZM152 9V10H151ZM154 9V10H153ZM155 9H157L158 10V12L160 13H156L155 14V12H157V10L155 11ZM209 9V10H208ZM239 9H241V8H239ZM16 10H18V11H16ZM29 10V11H28ZM31 10V11H30ZM38 12H37V11ZM61 10V11H60ZM65 10V11H64ZM92 10H93V12H92ZM103 12H102V11ZM123 12H122V11ZM125 10V11H124ZM140 10V11H139ZM167 10L169 11V12H167ZM186 10V11H185ZM188 10H190L191 11V13H190V11H188ZM204 10V11H203ZM206 10H208V11H206ZM212 10V11H211ZM25 11V12H24ZM28 11V12H27ZM34 11V12H33ZM36 11V12H35ZM40 11L42 12V13H40ZM45 11V12H44ZM57 11H58V13H57ZM68 11V12H67ZM79 11V12H78ZM82 11H83V13H82ZM132 11V12H131ZM137 11H139L138 12V14H137ZM146 11V10H145ZM150 11L152 12V13H150ZM155 11V12H154ZM172 11V10H171ZM2 12H4V13H2ZM7 12V13H6ZM18 14H17V13ZM64 12V13H63ZM76 12V13H75ZM78 12V13H77ZM86 12V13H85ZM87 12H89V13H87ZM112 14H111V13ZM124 12H126V13H124ZM161 12H162V14H164V15H162L161 14ZM164 12H167V13H164ZM27 13H29L28 15H30V13H33L32 15H30V16H28L27 15ZM48 13V14H47ZM52 13V14H51ZM65 13H68V14H65ZM91 13H92V16H90L91 15ZM98 13V14H97ZM108 13V14H107ZM132 13V14H131ZM142 13V14H141ZM17 14V15H16ZM41 14V15H40ZM59 14V15H58ZM63 14V15H62ZM76 14V15H75ZM89 16H88V15ZM149 14H151V15H149ZM158 14V15H157ZM168 14V15H167ZM172 14V15H171ZM206 15V16H204L203 18H202V16H200L202 19H200L199 17H197V16H199V15ZM10 15V16H9ZM15 17H14V16ZM19 15V16H18ZM20 15H21V17H20ZM34 15V16H33ZM37 15V16H36ZM56 15V16H55ZM58 15V16H57ZM74 15V16H73ZM85 15V16H84ZM102 15V16H101ZM105 15V16H104ZM106 15H107V17H106ZM113 16L112 18H111V16ZM137 15V16H136ZM143 15V16H142ZM148 15V16H147ZM155 15V17H153ZM156 15H157V20L160 18V20H161V18H162V20H161V22L163 21V23H161V22H158V25H157V21H156ZM170 15V16H169ZM13 16V17H12ZM16 16H18V17H16ZM51 16V17H50ZM66 16V17H65ZM81 16V17H80ZM87 16V17H86ZM96 16V17H95ZM99 16V21H98V17ZM110 16V17H109ZM116 18H115V17ZM121 16V17H120ZM124 16V17H123ZM135 16V17H134ZM138 16H140L139 18H138ZM159 16H161V17H159ZM172 16V18H170ZM192 16V17H191ZM193 16H194V19H193ZM208 16V17H207ZM2 17V18H1ZM24 17H25V19H24ZM29 19H28V18ZM36 17V18H35ZM47 17H49L47 20H46V18ZM55 18L53 21H52V19L53 18ZM57 17V18H56ZM59 17V18H58ZM63 17V18H62ZM79 17H80V19H79ZM89 17H91V18H89ZM101 17V18H100ZM105 17V18H104ZM120 17V18H119ZM129 17V18H128ZM141 17H143V18H141ZM148 17H152V18H148ZM168 19H167V18ZM207 17V18H206ZM20 18V19H19ZM23 18V19H22ZM33 18V19H32ZM44 18V19H43ZM52 18V19H51ZM69 20H68V19ZM77 18V19H76ZM85 18V19H84ZM94 18V19H93ZM124 18V19H123ZM145 18V19H144ZM148 18V19H147ZM200 21V24H201V20H202V22H205V24L206 23H208V24H201L202 25V27L201 28H203V26H204V29H199L198 27H195V26H197V24H198V20ZM205 18V19H204ZM209 18V19H208ZM43 19V20H42ZM64 19V20H63ZM89 19H91V20H89V22H88V20ZM95 19H97V20H95ZM105 19V20H104ZM139 19H141L143 22L140 24V22H141V20H139ZM147 19V20H146ZM151 19H153V21H151ZM170 19H173V20H170ZM196 19V21L195 22H197V23H195L194 22V20ZM204 19V20H203ZM20 20V21H19ZM29 20V21H28ZM32 20V21H31ZM49 20H51V21H49ZM60 20H61V22H60ZM65 20H68V21H65ZM87 20V21H86ZM95 20V21H94ZM119 20V21H118ZM127 20V21H126ZM129 20H130V22H129ZM146 20V21H145ZM150 20V21H149ZM160 20H158V21H160ZM165 20V21H164ZM189 20H187V22L189 21ZM4 21V22H3ZM34 21V22H33ZM42 22V23H40V22ZM44 21L47 23H44ZM63 21V22H62ZM70 21V22H69ZM81 21V22H80ZM83 21V22H82ZM84 21H85V23H84ZM91 21V22H90ZM103 21V22H102ZM113 21H116V22H112ZM133 21V23H131ZM135 21L136 22H139V24L140 25H143V26H140L139 24H138V26H137V23H135ZM145 21V22H144ZM156 21V22H155ZM166 21H168V22H166ZM207 21V22H206ZM208 21H210V22H208ZM4 24H3V23ZM33 22V23H32ZM55 22V23H54ZM67 22V23H66ZM70 24H69V23ZM75 22V23H74ZM121 22V23H120ZM122 22H124V23H122ZM126 22V23H125ZM147 22H149L148 24H147ZM151 22H153L152 24H151ZM175 22H177V20L175 21ZM174 22V23H175ZM179 23H180V21H178ZM190 22V21H189ZM30 23V24H29ZM53 23H54V25H53ZM56 23H57V26H56ZM87 23V24H86ZM94 23H95V26H94ZM146 23V24H145ZM168 23V24H167ZM170 23V24H169ZM194 23H195V25H194ZM23 24V25H22ZM25 24V25H24ZM36 26H35V25ZM40 24V25H39ZM73 24V25H72ZM77 24V25H76ZM91 24H92V26H91ZM99 24V25H98ZM125 24V25H124ZM128 26H127V25ZM129 24H131V26L129 25ZM149 24H151V25H149ZM155 24H156V26H155ZM164 26L163 28H165V29H162V25ZM171 24H172V26H171ZM178 24V26H176ZM3 25V26H2ZM7 25V26H6ZM29 25H31V26H29ZM61 25H63V26H61ZM66 25V26H65ZM87 25V26H86ZM107 25V26H106ZM110 25V26H109ZM118 25H120L119 27H118ZM134 25V26H133ZM167 25V26H166ZM169 25H170V27H169ZM174 25H175V27H174ZM194 25V26H193ZM29 26V27H28ZM33 26V27H32ZM39 26H41L40 28H41V30H40V28H39ZM52 26H55V27H52ZM77 26V27H76ZM104 26V27H103ZM108 26H109V28H108ZM112 26H114V27H112ZM123 26H124V28L126 29V30H128V32H124L123 33V31L125 30L124 28H123ZM138 28H137V27ZM153 26L155 27V29L153 28ZM26 27V28H25ZM44 27V28H43ZM47 27V28H46ZM63 27V28H62ZM68 27V28H67ZM70 27V28H69ZM120 28L121 29V31H119V29L118 28ZM148 27H149V32H150V34H149V32H146L145 30L146 29H148ZM150 27H152L153 29H151ZM195 29H194V28ZM19 28H21V29H19ZM28 28H30V29H28ZM46 28V29H45ZM59 28V29H58ZM61 28V29H60ZM65 28V29H64ZM67 28V29H66ZM93 28V29H92ZM127 28H130V29H127ZM137 30H136V29ZM140 28V29H139ZM159 28V29H158ZM160 28H161V30H160ZM168 28H170V30L168 29ZM185 28H189V29H186L185 30ZM193 28V29H192ZM21 30V31H19V30ZM22 29H24V31L22 30ZM42 29H44V30H42ZM49 29V30H48ZM51 29V30H50ZM57 29H58V31H57ZM70 29V30H69ZM72 29V30H71ZM76 29V30H75ZM87 31H86V30ZM95 29H96V31L98 32H96L95 31ZM117 29V30H116ZM143 29H144V31H143ZM156 29H157V31L159 32H157L156 31ZM167 29L169 30V31H167ZM197 29H198V31H197ZM30 30V31H29ZM32 30H34V31H32ZM36 30H39V31H36ZM55 32H54V31ZM62 32H61V31ZM64 30V31H63ZM66 30H67V32H66ZM78 30V31H77ZM101 30V31H100ZM106 30H108V31H106ZM112 30V31H111ZM123 30V31H122ZM132 30V31H131ZM136 30V31H135ZM139 30V32H137ZM140 30H141V32L143 33V34H141V32H140ZM160 30V31H159ZM162 30L164 31V30H166V31H164V32H162ZM190 30H192V31H190ZM195 30H196V32H195ZM23 31V32H22ZM49 31V32H48ZM52 31V32H51ZM75 31V32H74ZM85 31V32H84ZM119 31V32H118ZM158 33V35L156 36V32ZM13 32H14V34H13ZM32 32V33H31ZM35 32V33H34ZM66 32V33H65ZM69 32V33H68ZM102 33V34H100V33ZM117 32V33H116ZM121 32V34H119ZM132 32V33H131ZM151 32H155V35H153V33H151ZM162 32V33H161ZM165 32H166V34H165ZM16 33H17V35L18 36H16ZM22 35H21V34ZM37 33H39V34H37ZM47 33H49L48 35H47ZM53 33V34H52ZM56 33V34H55ZM71 33V34H70ZM75 33H77L76 35H74ZM80 35H79V34ZM88 33V34H87ZM93 33V34H92ZM109 33H111V34H109ZM129 33H131V34H129ZM137 33H139V34H137ZM146 33V34H145ZM168 33V34H167ZM172 33V32H171ZM190 33H191V35H190ZM201 33V32H200ZM204 34H206V31H204L203 32ZM27 34H29L30 35V37L28 36L27 37ZM44 34H46V35H44ZM55 34V35H54ZM63 34V35H62ZM65 34H66V36H65ZM83 34H85V35H83ZM87 34V35H86ZM114 34V35H113ZM126 34V36H124ZM152 34V35H151ZM178 34V33H177ZM201 35V37L199 38V35ZM12 35H13V37H12ZM25 36V38H24V36ZM34 35V36H33ZM60 35V36H59ZM68 35H70V36H72V35H74L73 37H69ZM89 35H90V37H89ZM92 35L94 36V38L92 37ZM103 35V36H102ZM107 35H108V37H107ZM165 35H167V36H165ZM192 35V36H193ZM208 34H206V36H207ZM23 36V37H22ZM41 38H40V37ZM48 37V41H47V37ZM81 36V37H80ZM106 36V37H105ZM123 36V37H122ZM131 36V37H130ZM134 36V37H133ZM137 36V37H136ZM140 36V37H139ZM150 36V37H149ZM198 36V37H197ZM1 37H3V40H2V38ZM17 37V38H16ZM36 38L35 40H33L32 38ZM42 37L44 38V37H46V38H44V39H42ZM57 37V38H56ZM58 37H59V39H58ZM62 37V38H61ZM64 37V38H63ZM69 37V38H68ZM87 37V38H86ZM92 37V38H91ZM99 37V38H98ZM104 37V38H103ZM110 37H112L111 39H110ZM127 37V39H125ZM155 37V38H154ZM161 37V38H160ZM214 37V36H213ZM20 38H22V39H20ZM77 38V39H76ZM87 41V42H89V40H90V42L89 43H87L84 39ZM128 38H130V39H128ZM137 38V39H136ZM147 38H151V40L149 41V39H147ZM207 38H208V40H207ZM13 39H14V41H13ZM16 39H18V40H16ZM41 39H42V41H41ZM76 40V41H74V40ZM81 39V40H80ZM87 39H89V40H87ZM104 39H106L105 41H104ZM119 39H121V40H119ZM124 39V40H123ZM134 39V40H133ZM143 39H144V41H143ZM146 39L148 40V41H146ZM153 39H155V40H153ZM156 39H157V41H156ZM159 39V40H158ZM160 39H162V40H160ZM204 39H206V41L208 42V43H213V42H215V44H213V45H211V44H206L205 43V40ZM212 39V40H211ZM12 42H11V41ZM50 40V41H49ZM54 40V41H53ZM60 40V41H59ZM65 40V41H64ZM67 40L70 42L69 43V45H68V42H67ZM73 40V41H72ZM95 42H94V41ZM108 40H109V42H108ZM132 42H130V41ZM153 40V41H152ZM203 40H204V43H203ZM209 40H211V42H209ZM3 41V42H2ZM17 41V42H16ZM41 41V42H40ZM47 41V42H46ZM84 41V42H83ZM100 41H101V43H100ZM157 42L156 44L158 45L159 43H161V41H162V43L161 44H159L158 46L160 47L159 49H158V47H157V45L155 44V42ZM14 42V43H13ZM31 44L32 42L34 43H32L31 44V46H29V44ZM45 42V43H44ZM51 42H52V44H51ZM56 42H57V44H56ZM59 42H60V45H59ZM77 42V43H76ZM80 42V43H79ZM92 42V43H91ZM104 42H105V45H104ZM114 42V43H113ZM122 42V43H121ZM128 42V43H127ZM139 42V43H138ZM144 42V43H143ZM152 42V43H151ZM168 42H169V44H168ZM197 42H199V43H197ZM202 42V43H201ZM231 42H233V40L231 41ZM230 42V43H231ZM5 43V44H4ZM20 45H24V46H18L19 44ZM22 43V44H21ZM25 43H26V45H25ZM71 43H73L72 44V47H71ZM96 43V44H95ZM107 43H109V45L107 44ZM112 43H113V48H112ZM119 43V44H118ZM126 43V44H125ZM130 43V44H129ZM134 43H136V44H134ZM152 45H151V44ZM154 43V44H153ZM164 43H165V45H166V48L164 47L165 45H164ZM171 43V44H170ZM173 43V44H172ZM175 43V44H174ZM216 43H217V45H216ZM229 42L227 43L226 42V44L227 45H229L230 44ZM12 44V45H11ZM13 44H14V46H13ZM44 46H43V45ZM76 44V45H75ZM90 44V45H89ZM92 44H93V46H92ZM117 44V45H116ZM135 45V47H134V45ZM179 43H177L176 45H178ZM201 44V45H200ZM206 44V45H205ZM219 44V45H218ZM221 44H223L222 45V47H221ZM232 44V43H231ZM230 44V45H231ZM234 45L235 44H237V43H233ZM18 47H20L22 50H18V49H20V48H18ZM51 45V46H50ZM53 45V46H52ZM57 45V46H56ZM63 45V46H62ZM66 45V46H65ZM87 45H88V47H87ZM108 45V46H107ZM148 45V46H147ZM151 45V46H150ZM173 45V46H172ZM204 45V46H203ZM233 45V46H234ZM237 45H239V44H237ZM237 45H235V46H237ZM26 46V47H25ZM29 46V47H28ZM56 46V47H55ZM69 46V47H68ZM75 46H76V48H75ZM82 46V47H81ZM91 46V47H90ZM98 46V47H97ZM120 46V47H119ZM121 46H123V47H121ZM125 46H127V47H125ZM129 46H132V47H129ZM140 46V47H139ZM146 46H147V48H146ZM168 46V47H167ZM172 48H171V47ZM195 46L197 47V48H195ZM203 46V47H202ZM206 46V47H205ZM216 46V47H215ZM219 46V47H218ZM232 46V45H231ZM230 46V47H231ZM240 46L241 45H239V48H240ZM15 47H17L16 49L18 50H15ZM26 49H25V48ZM79 47L81 48V49H79ZM85 47V48H84ZM95 47V48H94ZM99 47H101V48H99ZM139 48V49H137V48ZM151 47L153 48L152 50H154L153 52L154 53H157V52H159V54H158V56H157V54H153L152 53V50L151 51H147V50H149V49H151ZM157 47V48H156ZM163 47V48H162ZM177 47H179V45L177 46ZM202 47V48H201ZM214 47V48H213ZM221 47V48H220ZM229 47V46H228ZM242 47V46H241ZM33 48V49H32ZM49 48V49H48ZM59 48V49H58ZM62 48H64V49H62ZM70 48V49H69ZM74 48V49H73ZM78 48V49H77ZM91 48H92V50H91ZM105 48H106V50H105ZM121 49V50H119L118 51V49ZM154 48H156V49H154ZM169 48H171V51L170 50H168ZM173 48H175L174 50H173ZM195 48V49H194ZM199 48V49H198ZM226 48V47H225ZM225 48H223V49H225ZM23 49H25V50H23ZM47 49V50H46ZM56 49V50H55ZM67 49V50H66ZM71 49H72V51H71ZM87 49H89V50H87ZM99 49V50H98ZM102 49V50H101ZM104 49V50H103ZM112 49L114 50L115 49V51H112ZM142 49V50H141ZM144 49V50H143ZM167 49V50H166ZM203 49V50H202ZM205 49V50H204ZM238 49V48H237ZM241 49V48H240ZM244 49V48H243ZM28 50V51H27ZM38 52H37V51ZM61 50H62V52H61ZM76 50H77V52L80 54V55H77V52H76ZM93 52H91V51ZM93 50H95V51H93ZM98 50V51H97ZM110 50H111V52L114 54V57H113V54L110 52ZM134 50H136V51H134ZM139 50V51H138ZM156 50H159V51H156ZM160 50H162V51H160ZM164 50H166V51H164ZM200 50V51H199ZM208 50V51H207ZM239 50V49H238ZM237 50V51H238ZM26 51V52H25ZM34 51V52H33ZM55 51V52H54ZM58 51V52H57ZM66 51V52H65ZM84 51V53L86 54V58H85V60L83 59L82 60V58H84L85 57V54L83 53V55L81 54L82 52ZM85 51H87V52H85ZM106 51V52H105ZM107 51H109V52H107ZM147 51V52H146ZM168 51V52H167ZM172 51H174L173 53H172ZM214 51V52H215ZM239 51H241V50H239ZM243 51V50H242ZM17 52V53H16ZM30 52V53H29ZM46 52H47V54H46ZM53 52V53H52ZM64 52V53H63ZM70 52H72V53H70ZM81 52V53H80ZM138 52H140V53H138ZM170 52L172 53V54H170ZM199 53V55H197L198 53ZM200 52H202L201 54H200ZM203 52H204V54H203ZM19 53V54H18ZM42 53H43V55H42ZM61 53H62V55H61ZM66 53V54H65ZM89 53V54H88ZM100 53V54H99ZM105 53V54H104ZM134 53H135V55H134ZM144 53V54H143ZM151 53H152V55H151ZM162 53V54H161ZM207 53V54H206ZM29 56H28V55ZM31 54H33V55H31ZM42 55V57H41V55ZM46 54V55H45ZM51 54H53V55H51ZM71 54V55H70ZM90 56L89 58H87V56L88 55ZM92 54V55H91ZM143 54V55H142ZM165 54L167 55V56H165ZM51 55V56H50ZM68 55V56H67ZM76 55V56H75ZM84 56V57H79L78 58V56ZM107 55V56H106ZM109 55V56H108ZM139 55H141V56H139ZM147 56V57H145V56ZM174 55V57H172ZM197 55V56H196ZM204 55V56H203ZM15 56H16V59H15ZM17 56H19V57H17ZM27 56H28V58H27ZM33 56H35L36 58H34ZM56 57V58H54V57ZM62 56V57H61ZM66 56V57H65ZM75 56V57H74ZM92 56H94L95 58H98V59H94ZM165 56V57H164ZM4 57V58H3ZM30 57V58H29ZM38 57V58H37ZM44 57V58H43ZM48 57V58H47ZM58 57H59V59H58ZM65 57V58H64ZM91 57H92V59H94V60H92L91 59ZM102 59H101V58ZM108 57V58H107ZM113 57V58H112ZM145 57V58H144ZM159 57H160V59H159ZM161 57H163V58H161ZM196 57V58H195ZM199 58V60H198V58ZM200 57H202V58H200ZM18 58V59H17ZM20 58V59H19ZM34 58V60H32ZM50 58V59H49ZM76 58V59H75ZM81 58V59H80ZM104 58V59H103ZM112 58V59H111ZM134 58H135V61H134ZM143 59V61H144V63L146 64H148V62H145L147 59V61H149V59L150 60H152V61H149V66L148 67H146L147 66V64H146V66L145 65H143L144 63H143V61H139V63H138V61H136L137 59ZM157 58H158V62H156L155 60H157ZM168 58V59H167ZM175 58V59H174ZM193 58H194V61H193ZM205 58H208V56L207 57H205ZM41 59V60H40ZM55 59V60H54ZM65 59V60H64ZM75 59V60H74ZM79 59V60H78ZM101 59V60H100ZM110 59V60H109ZM140 59V60H141ZM145 59V60H144ZM155 59V60H154ZM164 59H166V61L164 60ZM198 61H197V60ZM202 59V60H201ZM16 60H18V64L16 63L17 61ZM28 60H30V61H28ZM38 60V61H37ZM40 60V61H39ZM48 60V61H47ZM57 60H58V63H57ZM61 60V61H60ZM74 60V61H73ZM87 60V61H86ZM88 60H90V61H88ZM98 60H100L99 61V63H98ZM104 61V63L102 64V62ZM106 60L108 61V62H106ZM161 60V61H160ZM164 60V61H163ZM170 60V61H169ZM202 62H201V61ZM12 61V62H11ZM14 61V62H13ZM25 61H26V63H25ZM51 61L52 62H54L55 61V64L53 65L52 63H51ZM65 62V63H69V68H70V70H67V69H69V68H67L68 67V65H66V66H64L65 64H63L62 66H61V64H62V62ZM72 61H73V64H72ZM77 61H81V62H83V63H86L87 62V64H79V62H77ZM86 61V62H85ZM93 61H94V63H93ZM102 61V62H101ZM128 61H130V63L128 62ZM133 61V62H132ZM175 63V65H176V67L174 66V64L172 63ZM179 64V66H178V64H176V62ZM206 61V60H205ZM23 62H24V64H23ZM41 62H43V63H41ZM80 62V63H81ZM93 63V64H90V67L91 66H93L94 67V65L96 64V63H98L99 65V67L97 68V64L95 65V68H92V72H91V69L90 68H88L89 67V63ZM122 62H123V65H122ZM134 62H136V63H134ZM143 64H142V63ZM150 62H152V63H150ZM167 63V65H168V68H167V66L166 65H163L162 63H164V64H166ZM181 62V63H180ZM192 62V63H191ZM20 63L21 64H23V66L25 67H22V65H20ZM51 63V64H50ZM75 63V64H74ZM133 63V64H132ZM153 63H155V64H153ZM158 63V64H157ZM171 63V64H170ZM195 63V64H194ZM199 65H197V64ZM7 64V65H6ZM77 64V65H76ZM110 64V65H109ZM125 64V65H124ZM131 64V65H130ZM138 64H139V69H138V67H136V66H138ZM150 64L152 65V66H150ZM161 64V65H160ZM173 64V65H172ZM184 64V65H183ZM14 65H15V67H14ZM19 66V69L18 68H16V67H18ZM41 65V66H42ZM50 65H53V66H50ZM56 65V66H55ZM58 65H60V66H58ZM71 65V66H70ZM72 65H75V66H72ZM83 65V66H82ZM108 65V66H107ZM116 65V66H115ZM126 65H128V66H126ZM141 65H142V67H141ZM158 65V66H157ZM170 65L172 66V67H170ZM193 65H195V66H193L194 67V69L192 68V66ZM197 65V66H196ZM8 68H7V67ZM44 66V65H43ZM80 66V67H79ZM85 66L87 67V69L85 68ZM123 66V67H122ZM126 66V67H125ZM143 66L144 67H146L147 69L145 70V68H144V70H145V72H144V70L142 69L143 68ZM157 66V67H156ZM161 66V67H160ZM21 67V68H20ZM48 67V66H47ZM66 67V70H64V68ZM128 68V69H126V71L128 70L129 72V75L127 74H125L124 75V73H127V72H124V70L123 69H125V68ZM135 67V68H134ZM160 67V68H159ZM167 69H166V68ZM175 67V68H174ZM181 67V68H180ZM196 67V68H195ZM10 68V69H9ZM74 68H75V70H74ZM81 68V70H79ZM105 68V69H104ZM110 68V69H111ZM163 68V69H162ZM169 68H172V69H170L169 70ZM182 68H183V71H185V72H181V73H179L180 72V70H182ZM187 68V69H186ZM202 68V67H201ZM7 69V70H6ZM15 69V70H14ZM27 69L28 70V72H27V70L25 71V70ZM53 69V70H52ZM72 69V70H71ZM83 69H85V71H83ZM133 71H132V70ZM136 69V70H135ZM141 69V70H140ZM165 69V71H162V70H164ZM185 69V70H184ZM192 69V70H191ZM6 70V71H5ZM10 72H9V71ZM14 70V71H13ZM18 70V71H17ZM20 70V71H19ZM32 70V71H31ZM77 70H79V71H77ZM89 70V71H88ZM95 70H97V71H95ZM99 70V71H98ZM138 70V71H137ZM161 70V71H160ZM189 70H191V71H189ZM199 70L198 71H196L195 70V72H197L198 74H200L199 73ZM9 73H8V72ZM21 71H24V72H21ZM30 71V72H29ZM65 71V72H64ZM67 71V72H66ZM80 71H83V73L82 72H80ZM88 71V72H87ZM118 71V72H117ZM139 71H141L140 72V74L138 73ZM143 71V72H142ZM157 71H159V72H161V73H157ZM167 71H169V72H167ZM34 73V74H36L37 72H40V74L39 75H37V76H39V77H37L36 75L35 76H33L32 75V73ZM73 72V73H72ZM78 72V73H77ZM85 72V73H84ZM103 72H100V73H103ZM136 72V73H135ZM202 72V71H201ZM4 73V74H3ZM10 73V74H11ZM22 73H24L23 74V77H22ZM26 73H30V74H26ZM81 73V74H80ZM135 73V74H134ZM139 74V76H138V74ZM150 73V75L149 74H147V75H145L144 77H146L147 78V76L149 75L150 77H152V74ZM169 73V74H168ZM176 73H175V76H176ZM1 74H3V75H1ZM66 74V75H67ZM159 76H158V75ZM162 74V75H161ZM172 74V73H171ZM184 74V75H185ZM34 78H38L39 80H36V79H34L32 82L34 83V84H31V81L30 80H32L31 78H29V77H31V76ZM77 75V80L75 79V76ZM79 75V76H78ZM81 75V76H80ZM89 75V76H88ZM153 75V76H154ZM164 75V76H163ZM179 75V76H180ZM185 75V76H186ZM3 76V78H1ZM12 78H11V77ZM12 75H9V81L11 80V79H15L16 78V76L15 77H13ZM73 76V77H72ZM178 76V77H179ZM131 77V79L130 80H132V79H134V78H132ZM155 77H153V78H155ZM178 77L176 78V79H178ZM140 78L138 79V80H140ZM146 78H144V79H146ZM160 78V77H159ZM173 78H171L173 81H174V79ZM17 80L18 82H20L21 80ZM148 79H150V78H148ZM152 79V78H151ZM169 79V80H168ZM5 80V81H6ZM81 80V81H80ZM84 80V82H82ZM91 80V79H90ZM135 80H133V81H135ZM137 80V81H138ZM4 81V82H5ZM9 81H7V82H5V84H6V87L7 86H9V85H11V84H13L14 86H13V88H15L16 86H17V91H13V89H12V91L10 90V88H12L11 86H10V88L9 87H7L8 88V93H11L12 94V104H10V107H9V104H6V108L7 109H5V111H3V114L5 115V121H7V120H9L10 121V126L13 124V126L15 127H13L14 129V131L16 130V134L15 133H13L14 131L12 130L11 132H12V136H11V133H10V130H11V128H9V129H7V131L5 130V131H1L2 132V134H3V136H4V134H7V135H5V137H6V139H5V137H3L5 140H3L2 139V144H4L3 145V147H4V149L5 148H7L6 150H4L3 148H1L2 147V144L0 145V150L2 151V153H1V156H0V164H1V168H0V180H5V176L7 175V176H9L10 174H7V172H8V170L10 171V172H8V173H11V174H13L14 172H15V170L16 171H18V173L16 172V173H14L15 174V176L16 177H20L19 178V180L21 181V183H22V181H24V182H26V183H29L30 182V180L28 179L29 177L27 176L28 175V171L30 170V171H32L33 169L35 170H38V171H36V172H38V174H37V178H36V180L37 181H34V183H36L37 182V184H35L34 185V187H35V189L37 188V187H39V184L42 182V180H43V178L45 177V175H47L48 173H49V170H51V169H53L54 170V172H55V174H53L52 176L53 177H55L56 176V178H57V176L59 175V173H60V167H62L60 164H58V163H56L57 161L59 162V160H57L56 161V157H58L60 154H63L64 155V157L66 158V157H68V154H70V147H71V149H76L77 148V146L78 147H80V145H78V143H80V140H81V142H84V143H82L83 144V146H86L87 144H85V141L86 140H84V139H86L85 137L83 138V136H81V135H78L77 137H81V138H75L76 137V133H72V131H68L70 128L68 127V129L65 127V126H63L62 125V122L59 120V119H57L58 117L53 113V111L51 112L52 114H54L53 116H56V117H53L52 115L51 116H49L51 113H49V115H48V112H49V108H48V106L49 105H47L46 106V104H48V103H44L45 104V106L49 109H47L48 110V112H46L44 109L46 108L42 103V105H43V107L42 106H40V105H38L39 104V102L38 103H34V104H31L32 102H35V101H39V100H37V99H35V98H37L36 96H37V94L34 92L35 90H36V92H37V88L35 89V88H31V90L30 89H28V88H25V87H23L22 86V84H23V82L21 83H19V85H17L18 84V82L16 81V80H11V81H13L12 83H11V81L9 82ZM15 81H16V86H15ZM92 81V80H91ZM90 81V82H91ZM153 81V80H152ZM176 81V80H175ZM179 81H180V78H179ZM8 82H9V84H8ZM30 82V83H29ZM38 82H37V86H38ZM172 82V81H171ZM11 83V84H10ZM4 84V85H5ZM78 84V83H77ZM22 87H21V86ZM7 88H5V86H4V89H7ZM18 88L20 89V90H18ZM21 88H23L24 90H26L27 89V92L26 91H24L23 93H21L22 91H23V89L21 90ZM15 90V89H14ZM34 90V91H33ZM6 91V90H5ZM10 91V92H9ZM29 91V92H28ZM33 91V92H32ZM16 92H18V94L16 93ZM19 92H20V94H19ZM26 94L27 96H29V97H26V95H25V97H24V95H22V94ZM28 93L29 94H32V95H28ZM35 93V94H34ZM14 94H17V95H19L20 97L22 96L23 98H25V99H23L22 100V97H21V103H20V101H18V100H20V97H19V99H18V96H15ZM13 95H14V97H13ZM31 96V97H30ZM32 96L34 97L35 96V98L33 99L32 98ZM17 97V98H16ZM30 98V99H29ZM31 98H32V100H31ZM17 100V108L20 106V108H18L17 110H16V112H18V114L14 111V110H12L11 111V109H13V108H11V106L13 107L16 103L14 102V101H16ZM27 100H29L30 101V103H28L27 102ZM33 100H35V101H33ZM62 100V99H61ZM26 101V102H25ZM32 101V102H31ZM13 102L15 103L14 105H13ZM20 103V105H18L19 103ZM62 102V101H61ZM90 102L91 103H93L91 100H90ZM89 102V103H90ZM27 103V104H26ZM31 104V105H30ZM35 104L37 105L36 107L38 108V107H42V108H44L43 110H41V111H39V113H41V115H39V113H38V110H39V108H38V110H37V108L35 109L33 106H35ZM90 106H91V104H89ZM89 106V107H90ZM15 107V106H14ZM21 107H27V108H25V109H23L22 110V108ZM88 107V108H89ZM34 108V110H32ZM8 109H10V111L8 110ZM14 109H16V107L14 108ZM90 109H91V111H90ZM90 109L89 110H86L87 112V114H89V115H87V117L89 118V116L91 115L92 117H95L98 113H96V112H98L97 110L96 111H94L95 110V105H94V109H93V104H92V106L90 107ZM36 110V111H35ZM35 112V115H33V113H31V112ZM51 111V110H50ZM10 112V113H9ZM15 114H14V113ZM45 112V113H44ZM95 112V113H94ZM6 113V114H5ZM13 113V115H17V117H15V116H13L15 119H13V117H12V114ZM38 113V114H37ZM30 114H32L31 116H30ZM45 116H44V115ZM47 114V115H46ZM93 114H96V115H94L93 116ZM11 115V116H10ZM37 115V116H36ZM38 115H39V117H38ZM42 115H43V117H42ZM29 116H30V118L31 117H33V118H31V121L29 120V119H27V118H29ZM35 116V117H34ZM48 118H47V117ZM90 116V117H91ZM49 117H50V119H49ZM9 118V119H8ZM36 118V119H35ZM38 118V119H37ZM44 118V119H43ZM46 118H47V120H46ZM51 118H53V119H51ZM55 118V119H54ZM14 120V123H13V120ZM26 119H27V121H26ZM32 119H33V121H32ZM48 119L50 120L49 122H48ZM90 119H92V118H89V119H87V122L90 120ZM26 122H25V121ZM35 120V121H34ZM41 121V123H40V121ZM45 120V121H44ZM51 120H55V121H51ZM9 121H7L6 123H8ZM37 121V122H36ZM44 121V122H43ZM92 121V120H91ZM90 121V122H91ZM15 122H17V123H15ZM30 122V125L32 126H36L35 128L34 127H31L30 126V129H29V126H26L28 123ZM33 122H34V124H33ZM39 122V123H38ZM60 123V125L63 127V128H65V129H63V128H60V125H59V123ZM90 122H88V123H84L83 125H84V127L85 128H89V127H92V123H90ZM21 123V124H20ZM32 123V124H31ZM43 123V124H42ZM90 123V124H89ZM8 124V125H9ZM15 124V125H14ZM17 124V125H16ZM37 124V125H36ZM46 124V125H45ZM50 124V125H49ZM54 124V125H53ZM88 124V125H87ZM22 125L24 126V129H23V127H22ZM29 125V124H28ZM39 125V126H38ZM43 125V126H42ZM49 125V126H48ZM87 127H86V126ZM91 125V126H90ZM18 126H19V128H18ZM38 126V127H37ZM50 126H52V127H54V128H52V127H50ZM57 126V128H55ZM59 126V127H58ZM20 127H22L21 128V132H22V134H21V132H20ZM28 127V128H27ZM42 127V128H41ZM17 128V129H16ZM37 128V129H36ZM39 128H41L40 130H39ZM84 128V129H85ZM43 129V130H42ZM53 129V130H52ZM60 131H58V130ZM32 130H38L37 132H35V131H32ZM42 130V131H41ZM44 130H46V131H44ZM64 130V133L62 132ZM68 131V132H66V131ZM71 130V129H70ZM29 131L31 132V133H29ZM44 131V132H43ZM51 131V132H50ZM53 131V132H52ZM54 131H55V134L56 135H54ZM18 132V133H17ZM29 133V135L28 136H25V135H27L28 133ZM35 132V133H34ZM44 134H43V133ZM70 132V133H69ZM9 133V134H8ZM20 133V134H19ZM42 133V134H41ZM47 133H48V135H47ZM60 135H59V134ZM69 133V134H68ZM34 135V138H35V136H38V137H36V140L37 141H39V142H37L32 136ZM40 134V135H39ZM50 134V135H49ZM58 134V135H57ZM72 134H74V135H72ZM8 135H10V137L8 136ZM15 135L17 136V138L15 137ZM44 135V136H43ZM54 135V136H53ZM70 135H72V136H70ZM40 136V137H39ZM43 137V139L44 140H42V137ZM53 137V139H55V141L53 140V139H51L52 137ZM59 136V137H58ZM60 136H62V137H60ZM70 136V137H69ZM75 136V137H74ZM23 137V138H22ZM27 139H26V138ZM28 137H32L33 138V140L35 141V144H34V142H33V140L31 139V138H29V141H28ZM50 137V138H49ZM67 137V138H66ZM73 137V138H72ZM87 138H89L88 136H86ZM10 138V139H9ZM12 138H14V139H12ZM20 138V139H19ZM38 138V139H37ZM49 138V139H51V140H47V139ZM60 138H62V140L60 139ZM74 138L75 139H78V141L76 142L75 140H74ZM22 139L23 140H25V141H23V143H22ZM57 139V140H56ZM66 139H68V141L67 142H65L66 141ZM14 140V141H13ZM30 140H31V146H35L34 148L35 149H33L30 145H29V142H30ZM53 140V141H52ZM59 140V141H58ZM65 140V141H64ZM69 140L71 141L70 142V144L68 143L69 142ZM72 140H74L73 141V143H72ZM89 140V139H88ZM4 141H7V143L6 142H4ZM9 142H14V143H12L13 145H16L17 144V142H18V145L17 146H15L14 147V149L16 150V152L14 153L15 154V157H13V154L10 152V146H7V145H9L10 143ZM24 142H25V144H24ZM49 142V143H48ZM58 143V145H57V143ZM90 142V141H89ZM20 143V144H19ZM33 143V144H32ZM39 143V144H38ZM41 143H42V145H41ZM65 143H67V145H64ZM71 143H72V145H71ZM75 143V144H74ZM87 143H88V141H87ZM29 146H28V145ZM37 144V145H36ZM48 144V145H47ZM50 144V145H49ZM77 144V145H76ZM81 144V143H80ZM20 145H22V146H20ZM40 145H41V147H40ZM53 145V146H52ZM61 145V146H60ZM74 145H76V148L74 147ZM50 146H52V148L50 149V148H48V147H50ZM66 146H67V148L69 147V149H67L66 148ZM24 147V148H23ZM37 147H39V148H37ZM55 147H57L56 148V150L54 149ZM65 147V148H64ZM73 147V148H72ZM9 148V149H8ZM27 150H35V151H32V153L31 154H29V155H33V156H28V153H29V151H27ZM30 148V149H29ZM82 148V147H81ZM81 148H79V149H81ZM18 149V150H17ZM22 149V150H21ZM66 149H67V151H66ZM78 149V152H77V149L76 150H71L72 152H71V156H69L68 158H66L67 160H68V162H67V164L65 165V167L66 166H68L67 168H69L70 166L69 165H71L70 164V161L72 162V161H74V158H76V157H80L79 156V152H81L82 151V149H81V151ZM40 150V151H39ZM42 150V151H41ZM45 150V151H44ZM54 150V151H53ZM60 150V151H59ZM0 151V152H1ZM6 151H9V152H6ZM23 151V152H22ZM26 151V152H25ZM46 151L48 152V153H46ZM69 151V153H67ZM77 153H76V152ZM4 152V153H3ZM35 152H43L42 154L41 153H39V154H35ZM60 152V153H59ZM75 154H74V153ZM7 153V154H6ZM12 155H10V154ZM59 153V154H58ZM66 153V154H65ZM6 154V155H5ZM44 154H46V155H44ZM49 154V155H48ZM55 154V155H54ZM72 154H74V158L72 159ZM77 154V155H76ZM4 155V156H3ZM8 155H10L9 156V159H7V158H5V157H8ZM38 155H42L41 157L40 156H38ZM53 157H51V156ZM62 155V156H63ZM66 155V156H65ZM81 155H82V153H81ZM46 158H44V157ZM48 158H47V157ZM56 156V157H55ZM3 157H4V159H3ZM11 157V158H10ZM18 157V158H17ZM24 157V158H23ZM31 157V158H30ZM37 157V158H36ZM13 158V159H12ZM14 158H15V160H14ZM16 158H17V160H16ZM59 158V157H58ZM70 158V159H69ZM29 159V160H28ZM36 161V163H37V165L36 164H34V160ZM39 159V160H38ZM47 159L50 161H47ZM72 159V160H71ZM4 160H5V162H4ZM6 160H10V162H12V163H8V161H6ZM23 160V162H21ZM26 160H28V161H30V162H27ZM32 160V161H31ZM41 160V161H40ZM13 161H15V164H16V167H14L15 168V170L13 169V166H14V162ZM34 161V162H33ZM17 162V163H16ZM32 162H33V164H32ZM5 163V164H4ZM40 163V164H39ZM42 163H45V164H42ZM48 163V164H47ZM69 163V164H68ZM13 164V166H11ZM17 164H19V165H17ZM51 164V166L53 165L54 167H59V168H55L56 169V171H55V169H54V167L53 168H51V166H49ZM59 166H58V165ZM73 165L75 164V162L74 163H72ZM10 167H9V166ZM34 165H36L35 167L36 168H34ZM42 165V166H41ZM56 165V166H55ZM72 165V166H73ZM4 166V167H3ZM45 166H47V167H45ZM49 166V167H48ZM75 166V165H74ZM72 167V168H74L75 169V167ZM6 167V168H5ZM20 168L19 170H18V168ZM33 167V168H32ZM80 167V166H79ZM82 167V166H81ZM83 167H84V165H83ZM25 168H28V169H25ZM32 168V169H31ZM41 168V169H40ZM45 169V170H43V169ZM66 168V169H67ZM7 170L6 172H4L5 170ZM39 169H40V171H42V172H40L39 171ZM48 169V170H47ZM59 169V170H58ZM70 169H71V167H70ZM77 169V168H76ZM2 170H4V171H2ZM26 170V171H25ZM33 170V171H34ZM1 171L3 172V175H2V173H1ZM32 171V172H33ZM48 171V172H47ZM13 172V173H12ZM24 174H23V173ZM45 173V175H44V173ZM27 173V174H26ZM42 173V174H41ZM57 173H58V175H57ZM21 174V175H20ZM5 175V176H4ZM19 175V176H18ZM22 175H24L25 177H23ZM39 175H40V177H39ZM6 176V177H7ZM23 178H22V177ZM43 176V177H42ZM3 177V178H2ZM8 178V177H7ZM42 178V179H41ZM28 180H29V182H28ZM35 180V179H34ZM41 181V182H40ZM4 182V181H3ZM20 183V184H21ZM30 184H31V182H30ZM36 185H38V186H36ZM28 187H26V189H27ZM25 189V188H24ZM31 191H29L28 193H26L25 192V195L26 194H31V195H29L30 197L34 194V190L31 188L30 189ZM50 190V189H49ZM48 189H47V191H49ZM46 191V190H45ZM46 191V192H47ZM52 191H53V189H52ZM51 190L49 191V192H52ZM31 192V193H30ZM54 192V191H53ZM33 193V194H32ZM35 195V194H34ZM34 195L32 196V198H33V200H35L34 199ZM28 196V195H27ZM32 201V200H31ZM30 201V202H31ZM38 201V202H37ZM37 201H33V204H34V202L36 203V204H32V206H33V208L35 207L36 209H34V210H38L39 211V213H40V209L42 208V205L44 204L43 202H41V201H39V200H37ZM39 202H41L40 204H41V206L39 205L38 206V203ZM37 206V207H36ZM39 207V208H38ZM24 211V210H23ZM22 211V212H23ZM28 212L29 211H33V210H27ZM38 211H37V213H38ZM31 212H29V214H27V212L25 211L24 213H26L27 214V216H25L26 217V219L24 218V216H23V218L25 219V220H29L30 219V217L32 216V214L35 212H33L32 214H31ZM24 213L22 214V215H24ZM36 213V212H35ZM33 214L34 216L33 217H31V221L29 220V221H26L24 224H25V228H26V230L29 232V233H25V234H27V236L24 238V241L26 242L27 240V243H25V245H23V247L24 248H22V249H24L25 251H20V252H18V254H17V258H16V264H51V261H50V259H49V255H48V253L50 252V249L53 251V249L54 248H56V249H54V253L56 254L58 251V253H60V255H61V253L63 252V251H65L62 247H65V249H67L66 251H65V253H67V251H68V247L69 246H72V244H70V242H69V244L70 245H67V242L68 241H65L66 242V245L65 246H62V247H60L62 244H63V242L62 241H60V238L59 237H57V238H49V242L50 243H52V245H53V243L54 242H58V239H59V242H61V243H59V244H61L59 247L63 250L62 252H60L61 250H59L60 248L58 247V245H57V243H56V247H52L51 248V246L52 245H48V244H50L49 242H48V240H47V238L45 239L44 237H43V239H45V240H47V241H45V240H43L40 236H41V234L39 235V233H37L36 232V230H38L39 231V229H41V227H42V229L44 230V228H45V231H46V229L48 228L49 229V231L51 230V228H50V226H49V223H48V225H45V221H44V219H42L41 218V215H39V213L36 215V214ZM25 214V215H26ZM41 214V213H40ZM21 215V216H22ZM29 215V216H28ZM76 215V214H75ZM36 216V217H35ZM38 216V217H37ZM29 217V218H28ZM77 217H78V215H77ZM33 218V219H32ZM35 218V219H34ZM32 220H33V222L35 221V220H40L39 222H37V221H35L34 222V224L36 225H30V224H33V222H32ZM44 221V222H43ZM31 222V223H30ZM29 223V224H28ZM27 224V225H26ZM28 225H30L31 227H33V229L30 227V226H28ZM28 226V227H27ZM47 226V227H46ZM29 227L31 228V229H29ZM37 227V229H34V228H36ZM25 228H24V230H25ZM47 229V230H48ZM26 231V232H27ZM31 231H33V232H35L34 233V236H31V234L33 235V232H31ZM30 232H31V234H30ZM28 234H30V235H28ZM39 235V237L37 238L38 240V242H41L42 240L43 241H45V242H48V244L46 245L45 244V246L43 245L44 243H43V241L40 243L41 245H40V247H39V249H38V247L36 246V238H35V236H38ZM66 235V234H65ZM65 235H64V237H65ZM30 236L33 238H35V239H33L32 240V238H31V240H30ZM76 237H79V236H76ZM42 239V240H39V239ZM27 239V240H26ZM29 240H30V242H29ZM52 240V241H51ZM67 240H68V238H67ZM35 242V243H33V242ZM31 245H30V244ZM32 243H33V246H32ZM43 243V244H42ZM28 246H27V245ZM37 245H38V243H37ZM42 245H43V247H46L47 246V248H48V246L50 247V249H46L45 248V252H46V250H47V253H45L44 251H43V249H42V251H43V253H42V251H41V248H42ZM64 245V244H63ZM103 245H104V243H103ZM32 246V247H31ZM67 246V247H66ZM26 247H29L28 249L26 248ZM81 247H82V245H81ZM59 248V249H58ZM72 248V247H71ZM70 248V249H71ZM75 248H77L76 246H74V249ZM27 249V250H26ZM37 249V250H36ZM29 250V251H28ZM36 250V252L35 253H37V255L36 254H34L33 252ZM57 252H56V251ZM73 250V249H72ZM71 250V252H69L68 251V255L66 256L65 254V256L66 257H64V258H67L70 254H72L74 251H72ZM27 251V252H26ZM30 251H33V252H30ZM39 251H41V252H39ZM49 251V252H48ZM28 253V254H27ZM34 254V256H30V255H33ZM44 253H45V255H44ZM57 255V254H56ZM59 255V256H60ZM36 256V257H35ZM59 256H56V258L55 259H57V257L60 259V258H62L63 257V253H62V257H59ZM70 257L71 256H69L68 257V259H70ZM32 258H34L33 259V262H32ZM67 259V260H68ZM52 261H53V259H51ZM60 260H62V259H60ZM60 260H56L57 262H59ZM66 259H64V261H65ZM66 260V261H67ZM71 260V259H70ZM64 261H61V262H63L64 263ZM69 261V260H68ZM55 262V261H54ZM60 262V263H61ZM15 264V262H12V264Z\"/></svg>",
    "mask_w": 264,
    "mask_h": 264
}]
</instances>
